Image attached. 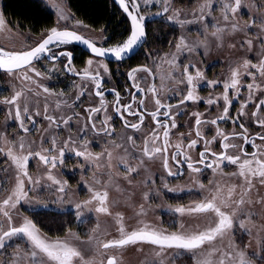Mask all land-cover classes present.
Masks as SVG:
<instances>
[{
	"label": "snow or ice",
	"instance_id": "6c2138e0",
	"mask_svg": "<svg viewBox=\"0 0 264 264\" xmlns=\"http://www.w3.org/2000/svg\"><path fill=\"white\" fill-rule=\"evenodd\" d=\"M119 6L131 19V29L129 37L120 45L115 47H97L92 41L86 39L84 36L78 34L75 30L68 28L60 29L58 27H51L42 40L29 50L15 52L6 51L0 48V70L9 76H18L22 81L36 84L28 72L33 73L36 77H41L43 74L37 71L33 62L39 60L42 55H47L52 51L51 45H68L73 42H79L90 49L95 57H106L111 55L116 61H121L124 57L130 54L136 47L146 41V17L141 13V0H116ZM146 6L161 3L163 5V12L169 11V0H142ZM221 17L225 27L213 25V30L209 32L208 25H204V30L201 35L208 33L216 42V46H222L223 37L225 34L234 33L236 31H243L244 29L236 23L237 13L244 10L245 0H219ZM48 3L56 9L58 20H69V16L64 11L61 4L56 0H48ZM214 10L213 0H205V3L199 8V17L196 22L203 23L205 19L212 15ZM156 15H160L159 12ZM169 20L179 23L181 26L191 24L192 20H179L178 14L169 16ZM5 21L0 15V29L3 28ZM73 27H87L81 21H74ZM257 27L260 34H264V17L259 20L251 19L245 25V28L251 29ZM103 31V30H102ZM245 35L249 33L245 32ZM257 39L260 38L259 34ZM261 43V59L258 63H253L251 59H244L241 64L230 68L227 78L220 80H207L206 84L209 87H215L222 83L223 88L220 95L209 97L205 103L211 108L212 106L222 109L215 118L207 119L205 114L201 112H192L191 117L194 119L189 124L188 136L194 138L184 140V133H180L181 140L175 144L171 142L172 130L179 127L176 122V117L182 116V106L188 103H199L201 97L197 95L198 84L205 81V76L199 69L194 74L190 73V67L195 65H183L181 75L179 78L173 79L171 74L161 76V84L157 87L154 83H147L149 78L154 77V71L147 65L132 68L127 73V79L131 82L128 88L130 100L128 103H121L120 93L115 94V103L113 105V112L116 113L122 126L125 130H131L122 137V143H116L113 136L115 127L110 123L113 120L112 115H108V108L104 99L103 79L99 71L103 68L104 72H108V67L103 62H97V68L92 69L93 60L87 61V67L82 73H74L82 75V77L89 81L93 88L89 91V95L99 97V106L84 109L87 113L85 123L82 128L76 130V136L80 141L79 150L72 147L75 143L73 137L69 135L68 139L62 144L57 145V140L53 136L50 141L42 139L39 150L32 147L33 142H27L23 135L19 136L18 141L6 140L4 133L0 132V140L8 145L7 151L0 148V153H3L9 161L10 167L15 172V186L11 190V194L0 203V216L6 219L7 227L0 224V249L5 248L6 242L13 240L16 237L25 238L28 245L24 251V257L30 260L31 264H92V261L85 260L81 250L74 246L68 239L46 240L39 234V229L32 220L25 218L19 226H13L12 215L9 209H15L22 200L29 199L28 192L31 188L26 190L25 180L28 184H39L40 180H33L28 172L29 160L39 158V161L46 167V179L50 182L49 186L56 185V191L65 193L67 181L56 179L52 175L51 170L57 168L58 164H64V157L66 150L74 153L76 157H80L85 161L98 162L102 157L107 158L108 167L111 168V161L113 154L106 148L104 152L94 155L88 151V143L85 139L89 132H92L96 137H112L111 146L114 149L122 148L124 155L119 157V163L123 165L125 178L134 172H137L145 163V160L159 159L161 167L167 176L185 175V169L192 174L193 184L197 186L200 191H208L209 195L202 199L195 201L191 206L176 207L173 211L180 215L197 216L203 219L207 227L203 230L189 231L185 229L183 222L180 223L178 231L168 232L167 230H157L142 219L138 221L141 227L126 231L123 224V216L118 214L116 223L118 224L119 238L109 241H100L97 238L98 254L103 256L109 249H124L130 245H150L153 247L157 256H162L164 252L169 249L176 250V258L184 253H191L197 257V264H256L253 253L249 255L245 249L240 248L235 240H231L228 248L223 249L215 246V241L222 240L225 236L231 235L234 237L235 229L243 230L246 234L251 235V229L247 225L252 220L253 213H250L243 206L252 203L249 198V193L255 188L256 182L264 185V131L256 133L254 136L249 131V126L241 119L248 116L249 122L255 127L264 130V40ZM247 45L249 50L252 48L253 41L246 39L241 44V47ZM203 46L205 49L209 46L208 37L205 36L196 47ZM235 47V45H231ZM178 51L187 49L189 52L194 51V47L185 42L184 37L180 38V42L176 45ZM72 52L60 51L54 54L51 58L65 57L67 62L65 67L69 71H73ZM173 68L180 69L181 65L176 64L175 57L167 61ZM255 69V71H250ZM20 70H23L21 73ZM243 70V71H242ZM139 73H145V76H138ZM247 76L250 82L244 81L242 78ZM165 80H172L176 85H185L183 90H178L177 95L180 99L176 103H169L162 99V95L168 91ZM141 82L147 84L146 87H141ZM37 88L42 87L37 84ZM242 89L247 92L244 99L242 96ZM134 90V91H133ZM32 92L31 88L27 89ZM88 91L83 88L80 94L76 97L77 100L84 92ZM111 91H115L114 89ZM44 93H50V89L43 87ZM39 95V92L34 93ZM151 95V102L154 105V110H149L145 106V99L147 95ZM23 98V102L22 101ZM240 99L239 110L235 115L231 114L233 111V101ZM222 101V103H219ZM0 103L10 106L8 115L11 116L15 122L18 123L21 132L29 133L30 128L25 122L31 123L33 127L37 125L35 116H43L44 120L49 121L48 127L52 128L55 125L57 128L69 126L73 120V115L55 116L49 114L48 106L45 105L43 113L36 111L30 113L28 107V97L24 90H17L11 98H4ZM65 104L67 102H64ZM136 105L135 107L133 105ZM252 108H249V105ZM72 107V105H67ZM61 108V103L57 102L56 111ZM175 109V111H173ZM247 110V111H246ZM100 113H105L103 119L96 117ZM250 113V115H249ZM75 116H80L79 113H74ZM127 117H136L135 121H129ZM150 117L149 125H145V118ZM224 121L229 123L233 130L225 132L221 128L219 122ZM97 124L100 127H97ZM154 125V127H150ZM142 126L148 128L149 131L142 138L134 136L132 133H139ZM202 126H214L215 132L209 139L208 135L202 130ZM238 129V130H237ZM69 132L72 129L69 127ZM211 132V127H209ZM142 139V148L138 155H134L135 149L139 147L137 140ZM260 141V143H257ZM50 146L45 147V144ZM107 143V141H106ZM217 145L214 150L212 145ZM197 157L194 159L191 151L197 150ZM169 149H174L169 151ZM251 149V150H250ZM129 158L136 163H130ZM171 162V163H170ZM99 167V165H97ZM229 166H234L229 171H225ZM83 168V165H80ZM175 169V170H174ZM208 170L211 173L227 178L229 180L235 179L238 183L220 184L215 180L207 181L212 188H207L206 184L200 180L202 175H206ZM96 185H101L99 179H95ZM113 185L111 174L109 173L107 182L101 185L102 190H97L92 186L88 187L91 193V198L82 203L75 205L76 216L81 219L83 212L81 209L96 204L94 211L100 214H110L109 193L108 189ZM169 192H174L175 189L170 188L167 183L163 185ZM117 190H119L117 188ZM191 190V189H189ZM63 200V197H60ZM143 199L147 201L149 194L144 193ZM256 203H264V198L258 199ZM47 207V205H45ZM146 215L144 212V205H140V210L136 213L137 217ZM83 222V221H82ZM95 231V230H94ZM75 235L71 234L70 236ZM79 239V237H76ZM89 243L93 242V237L89 236ZM205 245L210 246L205 249ZM264 248V245L261 246ZM19 251V249H18ZM16 259H20L17 256ZM264 259V256L261 257ZM106 264H118L115 255L108 256ZM160 264H164L161 260Z\"/></svg>",
	"mask_w": 264,
	"mask_h": 264
},
{
	"label": "rangeland",
	"instance_id": "374dc122",
	"mask_svg": "<svg viewBox=\"0 0 264 264\" xmlns=\"http://www.w3.org/2000/svg\"><path fill=\"white\" fill-rule=\"evenodd\" d=\"M39 1L48 9L52 10L55 16L56 26L54 27H73V22L76 20L70 16L65 0H56V2L62 5L64 11L69 16V20L67 21L58 20L56 9L48 3V0ZM175 1L176 0H169L168 13H165L161 18L155 20L152 25V27L156 28L157 26L162 27L166 33L165 42L162 43V46L166 47V49L164 48L165 50L161 51L159 59L156 62V67L158 69L171 72L170 74L174 76L173 79H176L181 75L182 66L189 65L188 62H193L196 66L190 67V73L194 74L196 70L199 69L204 73L205 81L207 78L209 80L223 81L227 78L230 68L241 64L244 59H251L253 63L259 62L262 52L260 41L264 40V34H260V30L257 27L247 29L245 25L251 19L259 20L261 17H264V0H245L244 10L236 14V23L244 30L225 34L222 46L220 47L216 46V42L212 37L208 36V33L201 35L204 30V25H208L209 32L213 30V25L225 27L221 17V5L219 0H213V13L208 16L203 23L196 21L200 15L199 8L205 3V0H182L183 2L180 4L178 2V4L175 3ZM140 7L141 13L146 18L163 10V5L161 3L146 6L143 4L142 0ZM176 14H178L179 20H192L194 22L181 26L179 23L168 19L169 16H174ZM75 29L94 35L98 37L99 40L103 39L102 31H93L88 27H75ZM245 32L249 33V35H245ZM253 34H259L260 38L257 39V35ZM0 35V47L6 51H20L26 49L30 46L31 42L39 40V38L42 37V35L33 36L29 32H22L15 26L10 28L5 24L3 28L0 29ZM205 36H207L209 40L208 48L205 49L203 46L196 47ZM181 37H184L185 42L192 45L195 50L192 52H189L187 49L178 51L176 45L180 42ZM246 39H251L253 41L250 50L246 44L241 47V44ZM148 43H153L154 45L160 44L159 41L156 43L150 41ZM233 44L235 47L231 46ZM173 57H175L176 64L181 65L179 70L173 68L167 62L172 60ZM41 59L42 58L34 63V67L43 75L41 77H36L31 72L27 73V75L36 81V84L22 81L18 76H9L6 73H0V100L11 98L17 90H24L28 97L30 113L36 111L43 113L44 107L47 105L49 114L55 116L73 115V120L70 122L69 126L62 125L59 128L60 130L53 125L52 128L45 131L49 121L44 120L43 116L34 117L38 122L35 127H33L25 117L24 119L27 126L30 128V132L23 133L18 123L8 115L10 106L0 103V132L4 133L6 140H13L15 138L18 141L19 136L23 135L27 142L35 141L32 147L36 150H39L42 139L50 141L54 136L59 146L71 135L75 141L71 146L79 150V145L82 141L76 136V130L83 127L85 123V119L83 118L85 115L83 116L80 114L79 117L75 116L74 113H77V111H74L73 107L67 106L72 105L71 99L68 100L66 97H62L58 94V91H54V88L51 90L55 75L50 72L49 68L51 67L45 68V63L42 62ZM92 68H97V61L93 60ZM102 69L103 68H100L99 70ZM208 69H212L210 70V74L206 72ZM250 71H255V69H250ZM22 72L23 71H21V73ZM242 79L246 82H250V78L247 76H244ZM37 84L42 87L37 88ZM43 87L49 88L50 93H44ZM28 88H31L33 91L28 92ZM212 88L213 89L210 90V95L203 90V95L197 94L202 98L199 103H190V105H187V108L190 110L188 114H190L189 118L191 121L194 119V117H191V113H204L203 108L208 106L205 101L209 97L220 95L223 85L221 83ZM36 92L40 94L35 95L34 93ZM242 93L240 99H244L247 96V92L243 89ZM240 99H237L236 102V107L238 108ZM21 102H23V98ZM57 102L61 103L59 111H56ZM64 102L67 103L65 104ZM219 103H222V101ZM212 107L222 111L219 107ZM212 107L210 108L208 106V109H212ZM252 107L253 106L250 104L249 108ZM79 112H82V108H80ZM69 127L72 129L71 133L68 130ZM126 133H130V131L124 132L125 135ZM121 138L122 136L117 139L115 138L116 143H122L123 141ZM85 139L89 141L88 151L94 155L104 152L106 148L108 151L112 152V167H108L109 162L106 156L102 157L98 162H91L76 157L74 153L66 150L64 164H58L57 168L51 170L52 175H54L56 179L67 181L68 186L66 187L65 194L56 191L58 186H49L50 182L46 179L47 169L39 161V158L30 159L28 172L33 180H40L35 190L39 192H28L29 199L22 200L15 209H9L12 215L13 226H19L25 218L31 220V215L34 214L33 210L36 208H49V210H46L48 217L68 216L69 222H73L76 219L77 229L66 230L61 236L49 234L47 230L46 233L39 230L41 237L46 240L68 239L70 243L81 250L85 260L92 261V264H105L106 258L113 255L117 257L118 264H160L161 260L164 261V264H197V257L193 256L191 253H184L179 256V258H176V250L169 249L164 252L162 256H157L153 247L150 245H130L124 249H109L103 256L98 254L97 238L100 241H109L119 238L120 233L118 231V224L116 223L118 214L123 216V224L128 232L141 227L138 223L141 219L157 230H167L168 232L180 230L179 225L181 222L184 223L185 229L189 231L203 230L207 225L202 218L190 215L182 216L175 213L173 210L176 207L187 208L195 201L209 195V192L200 191L197 186L193 184L192 179L182 180L174 184L167 183L166 176H161L162 172H160V166L158 170H156L155 167L146 160L137 172L125 178L123 165L119 163V157L124 155V151L122 148H112V137L95 138L89 136L87 138L85 137ZM44 146L48 147L50 145L46 143ZM7 147L8 145L4 140H0V148H4L5 151H7ZM133 154L137 155L135 152ZM129 162L133 164L136 163L132 161L131 158H129ZM10 164L11 161H9L3 153H0V203L11 194V190L15 186V172L14 169L10 167ZM80 165H83V168H81ZM97 165H99V167ZM109 173L113 181V185L108 189L110 214L96 213L94 211L96 206L94 202L92 205H88L80 210L83 212V216L81 219H78L76 216L78 210L75 205L91 198V193L88 191L89 186L97 190H102L101 185L107 182ZM95 179H99L101 185H96L94 183ZM215 181L222 185L238 183L235 179L229 180L220 176L216 177ZM164 183H167L169 187L175 189V191L169 192L163 186ZM25 184L27 189L33 185L28 184L27 180H25ZM206 187L212 188L213 186L206 183ZM117 188L119 190H117ZM192 191H198L199 194H195ZM145 192L149 194V199L147 201L143 199ZM60 197H63V200H61ZM249 198L252 203H246L243 207L254 214L252 215L251 222L247 225V227L251 229V235L237 228L235 229L234 237L228 235L222 240L218 239L214 243L216 247L230 251L228 246L230 241L234 239L236 244L240 248L245 249L249 255L253 253L256 254L254 256L256 264H264V259H261V257L264 256V248L261 247L264 245V203H256L258 199L264 198V185H260L256 182L255 188L249 193ZM45 205H47V207H45ZM140 205H144V212L146 215L137 217L136 213L140 210ZM0 224L7 227V221L2 216H0ZM65 225L67 226V224ZM40 226L43 228V225ZM37 228L39 229V225ZM70 233L75 235L70 236ZM89 236L93 237L92 243L88 242ZM76 237H79V239ZM27 247L28 245L25 238L16 237L6 242L5 248L0 249V264H31L30 260L24 257V251ZM209 247L210 246L205 245V249ZM17 256H19L20 259H16Z\"/></svg>",
	"mask_w": 264,
	"mask_h": 264
},
{
	"label": "flooded vegetation",
	"instance_id": "af4514ba",
	"mask_svg": "<svg viewBox=\"0 0 264 264\" xmlns=\"http://www.w3.org/2000/svg\"><path fill=\"white\" fill-rule=\"evenodd\" d=\"M65 2H66V0H65ZM110 2L119 10V12L124 17V19L126 20V22L128 24V28H129V34L127 36V38H128L130 35V23H129L126 15L113 2V0H110ZM44 7H46V6H44ZM48 10H50V9H48ZM50 11L52 12V10H50ZM0 15L3 16V19L5 21V25L9 26L10 28L14 27V26H12V24L7 20L6 16L4 15L3 1L2 0H0ZM70 16L73 19H75L71 13H70ZM76 21H78V20H76ZM154 22H155V20L154 21H146V32H147L146 41L143 42L141 47L133 55H131L130 57L123 59L121 61L107 59L106 57H95L91 53L90 49L84 48L83 46L76 44L74 42L71 44H68V45H60L59 47H57L56 45H51L50 47H51L52 51L49 52L47 55H42L40 57V58H42L41 59L42 62L45 63V65H44L45 68L47 69V68L51 67V68H49V70L53 75H55L53 86L51 87V90H52V88H54L55 89L54 91H58V94L61 95L62 97H66L68 100L71 99L73 110L77 111V113H79L83 116L85 115V117H86L87 113H85V111L83 109L90 108V107H98L100 98L95 97L93 95H89V91L93 88V85L89 81L85 80L82 77V75L74 74V73H82L83 70L87 67V61L89 59L95 60L97 62L98 61L103 62L104 64L107 65L108 72L105 73L103 69L99 70L101 73L102 79H103V88L101 90L104 92V99L106 102V106L108 108L107 114L113 116V120L110 121V123L112 125H114V127H115V132L113 133V135L117 139L120 136L123 137L125 135L124 132H129V131L131 132V130H125L123 128L122 122L119 120L116 113L113 112V105L115 103L116 92L120 93L121 103H128L130 100L128 88H129V85L131 82L127 79V73L129 71H131L132 68L139 67L142 65H147L150 68H152L154 71V77L149 78L147 83H154L157 87H159L161 84V76H167L168 74L171 73L169 71L161 70V69H158L156 67V65H157L156 62L159 59L160 53H161V51H164L166 49V47L162 46L161 44L154 45L153 43H148V42H150V38L148 35V28L149 27L151 28L152 25L154 24ZM54 26H56V25L54 24L52 27H54ZM64 28H68L69 30H75L78 34H80V35L84 36L86 39L92 41L97 47H115V46L122 44L127 39V38H125V40H123L121 42L108 43L104 34H102L103 39L99 40L98 37H95L94 35H91L89 33H85V32H82L80 30H77L74 27H63L60 29H64ZM88 28L91 29L90 27H88ZM48 30H46L44 33L41 34L42 37L39 38V40L31 42V44L28 48L22 49L20 51L15 50V52H21V51L29 50L32 47H35L42 40V38H44V36L47 34ZM93 31H95V30H93ZM0 39H1V35H0ZM60 51H71L72 52L73 55H72L71 67H72L73 71H69L65 67V64L67 62L65 57H58L56 59L51 58L54 54L59 53ZM37 61L38 60L34 61L33 64L36 63ZM188 64L189 65H195L193 62H191V63L188 62ZM95 69L96 68H92V69H90V71H93ZM210 70H212V69H208L206 71L207 74L211 73ZM20 71H23V70H20ZM0 73H4V72L0 70ZM145 75H146L145 73H139L138 74V76H145ZM207 80H209V79L207 78ZM206 81L198 84L197 94L199 93L200 95H203L202 90L207 92L208 95L211 94L210 90H212L213 88L207 86ZM79 82H86V83H79ZM165 84L167 85L168 91H166L162 95V99H164L166 102H169V103L178 102L180 99V96L177 95L176 92L178 90H183L185 85H183V84L176 85L172 80H165ZM146 86H147V84L145 82H141V87H146ZM83 88H87L88 91H85L84 95L80 96V99L77 100L76 97L80 94V92ZM113 89L115 91H111ZM236 102H237V100L233 101V111L231 113L233 115H235L236 112L239 110V108L236 107L237 106ZM187 105H190V103L182 106V113L181 114H182L183 118H181V116L176 117V122L179 125V127L172 130L171 142L173 144H175L181 140L180 133H184L183 138H184L185 142H187L188 139L194 138V134H193V137L188 136L189 124L191 123L190 122L191 119L189 118L190 114H188V113L190 110L187 108ZM133 106L135 107L136 105L134 104ZM145 106L149 110H154V105L151 102V95L150 94H148L147 98L145 99ZM80 108H82L81 113L79 112ZM203 109H204L205 118H207V119L215 118V116L220 113L219 109H214L213 107H212V109H210V108L208 109V106H207V107H204ZM173 111H175V109H173ZM104 115H105V113H100V114H98V116L96 118L97 119H103ZM249 115H250V113H249ZM127 119L129 121H135L136 117H127ZM241 119L249 126V131L253 136L258 132L264 131L262 129L255 127V125L251 124L249 122L248 116L242 117ZM150 120H151L150 117H146L145 118V125H149ZM219 124L225 132H231L233 130V127L229 123H226L224 121H220ZM97 127H100V125L97 124ZM150 127H154V125H150ZM209 127H211V132H209ZM59 128H57V129L60 130ZM202 130L205 132L206 135H208V137L210 139L211 135L214 134V132H215V127L214 126H202ZM148 131H149L148 128H145L144 126H142L141 132L132 133V134L134 136L142 138L144 135L147 134ZM89 136L97 138L92 132H89L87 134L86 138ZM104 138H109V137H104ZM257 143H260V141H257ZM137 145L139 147H137L135 149V153L138 155L140 152V148H142V146H143L142 139L137 140ZM212 148L214 150H216L217 145L213 144ZM173 150L174 149H169L170 152ZM199 150H202V147H199L197 150L191 151V155L194 159L197 157ZM146 161L149 164L153 165L156 170H158V167L160 166L159 167L160 172H162L161 176H164V175L166 176V180L168 181L167 183L174 184V183L180 182L182 180H191L192 179V174L188 173L186 169H185V175H176V176L170 177V176H167V174L164 172L163 168L161 167V162L159 159H155V160H151V161L146 160ZM233 167L234 166H229V168H226L225 171H229ZM216 177H219V175L214 176L211 173V170H208V173L206 175H202L200 177V180L206 184L207 181L215 180ZM0 182H1V180H0ZM36 186H38V184H33L32 187H30L32 190L29 192H39V191H35ZM26 190H27V187H26ZM192 192H194V191H192ZM194 193L199 194L198 191H196ZM185 204H187V203H185ZM46 210H49V208H44V209L36 208L35 210H33L34 214L31 215V220L33 221V223H35V219L37 218V214L39 212L40 213L46 212ZM73 222L75 224L74 225L75 228L77 229L76 219ZM35 224H36V226L39 225V230L41 232L46 233L43 230L44 228H42L40 226V225H42L41 222H39V223L36 222ZM75 228L68 229V230H75Z\"/></svg>",
	"mask_w": 264,
	"mask_h": 264
},
{
	"label": "trees",
	"instance_id": "16d2710c",
	"mask_svg": "<svg viewBox=\"0 0 264 264\" xmlns=\"http://www.w3.org/2000/svg\"><path fill=\"white\" fill-rule=\"evenodd\" d=\"M3 12L12 26L33 36H40L55 24L54 14L38 0H2ZM182 3L176 0L175 3ZM177 3V4H178ZM67 8L73 17L95 31H102L108 43L121 42L127 38L129 28L126 20L110 0H66ZM149 27L150 41L165 42L166 33L162 27ZM47 212H39L36 222H41L43 230L49 234L63 235L66 230L75 228L68 216L48 217ZM52 215V214H51ZM41 220V221H40ZM67 224V226L65 225Z\"/></svg>",
	"mask_w": 264,
	"mask_h": 264
},
{
	"label": "water",
	"instance_id": "95a60500",
	"mask_svg": "<svg viewBox=\"0 0 264 264\" xmlns=\"http://www.w3.org/2000/svg\"><path fill=\"white\" fill-rule=\"evenodd\" d=\"M113 2H114V3L120 8V10L123 11V9L119 6V4L116 2V0H113ZM123 13L126 15L128 21H129V23H130V29H131V19H130V17L127 15V13H125L124 11H123ZM159 13H160V15H156V14H152V15H150L149 17L146 18V21H154V20H157V19L161 18L163 15H165V13L163 12V10L160 11ZM74 43L79 44V45L83 46L84 48H87L85 45H83V44H81V43H79V42H74ZM142 44H143V43H142ZM142 44H140L138 47H136V48H135L130 54L126 55V56L124 57V59H126V58L130 57L131 55H133V54H134V53H135V52L141 47ZM106 58H107V59L115 60V58L112 57L111 55L106 56ZM1 71H2V70H1Z\"/></svg>",
	"mask_w": 264,
	"mask_h": 264
}]
</instances>
